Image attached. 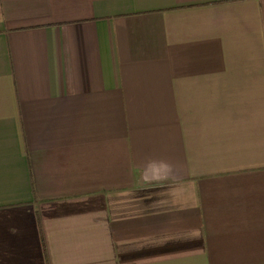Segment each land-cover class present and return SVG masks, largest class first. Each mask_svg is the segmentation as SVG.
<instances>
[{"label": "crops", "instance_id": "crops-1", "mask_svg": "<svg viewBox=\"0 0 264 264\" xmlns=\"http://www.w3.org/2000/svg\"><path fill=\"white\" fill-rule=\"evenodd\" d=\"M0 264H264V0H0Z\"/></svg>", "mask_w": 264, "mask_h": 264}, {"label": "clouds", "instance_id": "clouds-1", "mask_svg": "<svg viewBox=\"0 0 264 264\" xmlns=\"http://www.w3.org/2000/svg\"><path fill=\"white\" fill-rule=\"evenodd\" d=\"M173 172L170 164L152 161L142 169V178L147 182H157L168 178Z\"/></svg>", "mask_w": 264, "mask_h": 264}]
</instances>
